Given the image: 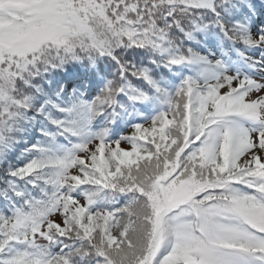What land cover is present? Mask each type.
<instances>
[{
    "label": "snow or ice",
    "instance_id": "obj_1",
    "mask_svg": "<svg viewBox=\"0 0 264 264\" xmlns=\"http://www.w3.org/2000/svg\"><path fill=\"white\" fill-rule=\"evenodd\" d=\"M0 264H264V0H0Z\"/></svg>",
    "mask_w": 264,
    "mask_h": 264
}]
</instances>
